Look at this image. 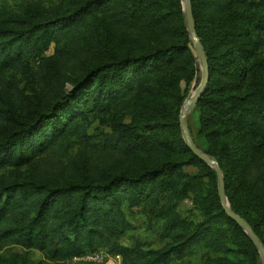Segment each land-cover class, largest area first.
<instances>
[{
  "label": "trees",
  "instance_id": "16d2710c",
  "mask_svg": "<svg viewBox=\"0 0 264 264\" xmlns=\"http://www.w3.org/2000/svg\"><path fill=\"white\" fill-rule=\"evenodd\" d=\"M8 1L0 0V82L19 102L23 92L5 73L32 72L38 62L46 68L51 44L58 54L70 53L68 43L82 37L83 27L98 29L97 19L126 27L125 44L141 38L148 44H127L93 63L50 107L2 126L0 169L33 161L66 135L86 141L90 113H108L136 94L148 95L151 118L120 124L107 143L127 153L173 154L99 179L55 183L12 174L0 181V264H16L1 252L9 244L55 258L108 246L126 264H175L204 250L203 264H260L249 235L222 205L215 169L182 138L181 106L198 70L182 0H66L19 11L8 8ZM191 1L209 63V81L195 107L197 146L218 161L231 209L264 244V0ZM190 166L198 172L186 173ZM190 193L199 218L178 211ZM138 206L157 209L162 247L119 242L132 228L127 210Z\"/></svg>",
  "mask_w": 264,
  "mask_h": 264
},
{
  "label": "rangeland",
  "instance_id": "374dc122",
  "mask_svg": "<svg viewBox=\"0 0 264 264\" xmlns=\"http://www.w3.org/2000/svg\"><path fill=\"white\" fill-rule=\"evenodd\" d=\"M64 1L66 0H9L6 5L10 9L19 11L26 7L35 8L50 4L57 5ZM97 20L99 23L98 29H94L90 25L83 27L82 31L78 33L82 34V37L68 43L71 48L70 53L58 54L54 44H51L49 50L44 53L46 68L41 62H38L30 67L32 72L28 71V73H25L22 70L14 69L5 73V77H10L12 83H18L19 88L23 92V99L19 102L13 96V92L5 89L0 82V130L2 126L8 125V122H11L15 117L26 118L37 109L50 107L65 92L72 89L73 81L80 77L84 70L93 63L112 56L122 50L127 44L133 48H142L148 44V39L145 40V38H141L138 43H133L131 39L130 42L125 44L123 40L130 37V31L126 27L112 22L110 19ZM87 22L90 23V20ZM193 49L197 57L194 44ZM197 66L198 70L195 79L188 88L187 97L197 89L203 78L202 66L198 57ZM44 69L48 72L46 78L41 75ZM181 89L183 91L186 89L184 82L181 83ZM184 102L181 106L180 116ZM152 106L153 104L148 102V95L136 94L127 96L123 102L113 107L108 113H90L85 120V131L88 136L86 141L80 140L76 136L66 135L55 147L36 157L33 161L19 167L10 165L2 167L0 169V181L9 179L12 174L18 177L37 178L55 183L84 178L99 179L114 173L140 170L156 162L161 157L173 154L172 151L166 149H148L127 153L123 149L107 143L109 138L117 136L115 131L120 124L129 122L141 124L144 119L151 118L153 114ZM195 107L189 108L187 111L186 124L193 142L198 145V123ZM181 133L185 141L182 129ZM208 165L214 168L213 165ZM185 171L188 174H193L198 172V168L190 166L186 167ZM168 201L164 199L163 203ZM177 208L183 216L200 217L193 203L192 193L179 202ZM156 210L150 206H138L127 210V218L132 224V228L119 239V242L129 246L133 240H136L144 248L162 247L165 243L160 233L163 221L155 219ZM1 252L13 259L16 264H126L122 256L110 252L108 246H100L93 251L103 253V260L99 262L74 261L73 257L55 258L45 251L25 249L13 244L6 245ZM257 252L260 257V264H262L261 253L258 249ZM207 257V250H204V253H198L186 260H178L175 264H203Z\"/></svg>",
  "mask_w": 264,
  "mask_h": 264
},
{
  "label": "water",
  "instance_id": "95a60500",
  "mask_svg": "<svg viewBox=\"0 0 264 264\" xmlns=\"http://www.w3.org/2000/svg\"><path fill=\"white\" fill-rule=\"evenodd\" d=\"M183 5H184V10H185V15H186V20H187V27L188 31L190 33V37L192 39V42L194 44L195 52L196 55L201 63L202 66V71H203V78L197 87L195 91H193L189 97L185 100L183 107H182V112L180 116V124H181V129L183 132V137L186 141L187 146L192 150V152L198 156L200 159L205 161L208 164H211L214 166L217 176H218V193L222 202V205L228 214L240 227H242L245 232L249 235L251 241L253 244L257 247L259 252L261 253L262 257V264H264V244L261 242L260 238L258 235L253 231L252 227L250 224L242 218L240 215L235 213L229 204V201L226 196V189H225V178L222 172V169L218 163V161L204 153L192 140L187 124H186V114L189 108H194L199 100V97L202 95V92L204 91L208 81H209V63L208 59L206 56L205 49L202 45V42L197 34L196 31V25H195V20H194V14H193V6H192V1L191 0H182Z\"/></svg>",
  "mask_w": 264,
  "mask_h": 264
},
{
  "label": "built area",
  "instance_id": "2783aa9c",
  "mask_svg": "<svg viewBox=\"0 0 264 264\" xmlns=\"http://www.w3.org/2000/svg\"><path fill=\"white\" fill-rule=\"evenodd\" d=\"M102 252L84 253L81 255H76L73 257L74 261H96L99 262L103 260Z\"/></svg>",
  "mask_w": 264,
  "mask_h": 264
},
{
  "label": "bare ground",
  "instance_id": "6f19581e",
  "mask_svg": "<svg viewBox=\"0 0 264 264\" xmlns=\"http://www.w3.org/2000/svg\"><path fill=\"white\" fill-rule=\"evenodd\" d=\"M194 93V92H193Z\"/></svg>",
  "mask_w": 264,
  "mask_h": 264
}]
</instances>
